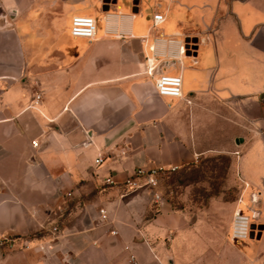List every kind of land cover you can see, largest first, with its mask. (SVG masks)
Here are the masks:
<instances>
[{
  "label": "crops",
  "instance_id": "0c3cea01",
  "mask_svg": "<svg viewBox=\"0 0 264 264\" xmlns=\"http://www.w3.org/2000/svg\"><path fill=\"white\" fill-rule=\"evenodd\" d=\"M159 73L182 94L157 93ZM220 152L231 215L256 210L240 241L124 182ZM0 237V264H264V0H0Z\"/></svg>",
  "mask_w": 264,
  "mask_h": 264
},
{
  "label": "rangeland",
  "instance_id": "374dc122",
  "mask_svg": "<svg viewBox=\"0 0 264 264\" xmlns=\"http://www.w3.org/2000/svg\"><path fill=\"white\" fill-rule=\"evenodd\" d=\"M226 152L201 155L198 161L168 169L157 191L172 208H185L193 218L201 214L200 238L228 240L236 184L228 180ZM256 232V231H255Z\"/></svg>",
  "mask_w": 264,
  "mask_h": 264
},
{
  "label": "built area",
  "instance_id": "2783aa9c",
  "mask_svg": "<svg viewBox=\"0 0 264 264\" xmlns=\"http://www.w3.org/2000/svg\"><path fill=\"white\" fill-rule=\"evenodd\" d=\"M163 19L162 13H155L153 15L154 23H157ZM71 33L73 35H80L92 38L94 37L96 31V20L92 15L87 14H75L71 19ZM181 50H183V45H181ZM154 68L153 58L147 57L146 62V71L152 72ZM156 92L161 95L168 96H180L182 94V77L179 74H168V73H159L155 77L154 81ZM41 97V93L37 92L34 94L28 104V106H35ZM31 143L37 145L38 141L32 139ZM102 155H98L95 158L96 162L102 160ZM173 168V167H170ZM167 167L163 166H149L143 167L138 166L134 169L131 175H128L124 182L127 186L132 189L145 186L147 188L154 187L158 184L159 180L166 174L168 171ZM142 178V180H141ZM106 182L113 183V179L110 176H106L104 179ZM151 198L154 200L157 205H160L163 202L162 196L159 191L152 189L150 191ZM241 198L238 197V200ZM259 196L257 193L253 192L251 194V206H254L258 201ZM255 209H253L252 214L241 211L239 208H235L231 215V222L228 232V237L232 241H240L245 238H248L251 233L252 218L255 214ZM100 219H106L108 217L107 211L104 207L99 208ZM51 229L57 231L58 227L52 225ZM114 231V230H113ZM2 238L0 237V241ZM39 248L42 249L45 253H51L55 249L53 242H44L39 244Z\"/></svg>",
  "mask_w": 264,
  "mask_h": 264
},
{
  "label": "water",
  "instance_id": "95a60500",
  "mask_svg": "<svg viewBox=\"0 0 264 264\" xmlns=\"http://www.w3.org/2000/svg\"><path fill=\"white\" fill-rule=\"evenodd\" d=\"M256 227H257L256 224L252 223V225H251V231L254 230Z\"/></svg>",
  "mask_w": 264,
  "mask_h": 264
}]
</instances>
